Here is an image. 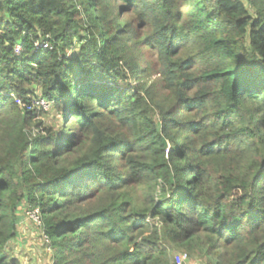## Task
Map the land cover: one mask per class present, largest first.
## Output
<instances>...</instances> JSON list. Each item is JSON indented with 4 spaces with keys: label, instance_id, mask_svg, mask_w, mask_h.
<instances>
[{
    "label": "trees",
    "instance_id": "1",
    "mask_svg": "<svg viewBox=\"0 0 264 264\" xmlns=\"http://www.w3.org/2000/svg\"><path fill=\"white\" fill-rule=\"evenodd\" d=\"M22 208L54 264H264V0H0V264Z\"/></svg>",
    "mask_w": 264,
    "mask_h": 264
},
{
    "label": "rangeland",
    "instance_id": "2",
    "mask_svg": "<svg viewBox=\"0 0 264 264\" xmlns=\"http://www.w3.org/2000/svg\"><path fill=\"white\" fill-rule=\"evenodd\" d=\"M245 2L247 3V0H245ZM77 53L78 46L72 48L69 52V54L73 56H75ZM152 59L153 58L150 57L145 66L149 67L152 63ZM150 71L152 72V77L147 81V83H149L148 86H151L160 77L154 68H151ZM133 84L135 85V83ZM38 95H40L39 92ZM43 100L47 105L46 108L41 106V102ZM34 108H36V110L38 111L39 121L43 120L46 126L50 125L55 127L59 124L60 117L57 114V111L52 107L50 103L46 102L45 99L36 98ZM159 192L161 194L160 189ZM159 196L161 197V195ZM22 209L20 210L21 221L18 230L19 235L8 246L10 257L16 259L19 264H54L53 252L51 250L49 240L43 234L40 224H37L31 219L33 218L35 220H38V218L32 214H36L39 216V212L37 210L32 211L27 209H24L23 211ZM30 214L32 215L31 217H29ZM180 255L185 256L186 254L182 253L181 251H177L173 254V257H175L176 259ZM181 264H206V262L203 261L202 256L198 254H191L187 262H182Z\"/></svg>",
    "mask_w": 264,
    "mask_h": 264
},
{
    "label": "built area",
    "instance_id": "3",
    "mask_svg": "<svg viewBox=\"0 0 264 264\" xmlns=\"http://www.w3.org/2000/svg\"><path fill=\"white\" fill-rule=\"evenodd\" d=\"M47 47H48V45H45V48H47ZM18 51H20V48L19 47H18ZM41 106L44 107V108L47 107V105L45 104V101L44 100L41 102ZM32 215H35L38 218V220H35L33 218H31V219L40 224L41 221L39 219V216L36 215V214H32ZM32 215L30 214L29 217H31ZM187 259H188V256L187 255H185V256L184 255H180L175 260H176V263L177 264H181L182 262L185 263L187 261Z\"/></svg>",
    "mask_w": 264,
    "mask_h": 264
}]
</instances>
